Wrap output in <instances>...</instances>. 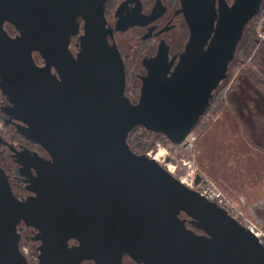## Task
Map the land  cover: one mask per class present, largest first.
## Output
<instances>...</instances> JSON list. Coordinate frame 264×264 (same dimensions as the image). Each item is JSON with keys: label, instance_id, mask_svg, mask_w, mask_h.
Segmentation results:
<instances>
[{"label": "water", "instance_id": "water-1", "mask_svg": "<svg viewBox=\"0 0 264 264\" xmlns=\"http://www.w3.org/2000/svg\"><path fill=\"white\" fill-rule=\"evenodd\" d=\"M262 1L234 0L221 11L208 50L194 35L175 72L182 85L154 91L150 71L132 106L123 94L120 58L106 43L105 0H0V87L28 125L20 131L55 159L41 169L39 197L28 201L17 199L0 165V264H30L20 249L22 220L44 232L40 264H122L126 253L138 264H264V245L249 229L127 143L142 125L182 144L227 76ZM79 14L87 36L77 62L68 44ZM5 21L20 35L11 38ZM32 50L61 79L37 67ZM71 238L80 245L69 246Z\"/></svg>", "mask_w": 264, "mask_h": 264}, {"label": "flooded vegetation", "instance_id": "flooded-vegetation-1", "mask_svg": "<svg viewBox=\"0 0 264 264\" xmlns=\"http://www.w3.org/2000/svg\"><path fill=\"white\" fill-rule=\"evenodd\" d=\"M233 3L234 0H105L103 6L106 43L110 51L120 58L119 70L124 77L123 94L130 104L138 105L145 84L154 72L156 75L152 87L154 91L160 92L164 88L168 90L171 87L179 88L182 85V79H179L175 72L194 35L196 34L200 41L201 50H208L215 31L218 29L221 11L229 9ZM263 7L264 0L261 9ZM86 21L85 15L79 14L70 31L68 49L77 62L80 60L79 55L84 51V38L87 36ZM250 22L243 29L238 48L246 41ZM3 27L11 38L20 35L18 29L7 21L4 22ZM31 53L37 67L47 70L48 73L61 79L58 70L52 65L48 66V61L38 50H32ZM236 53L227 68V76L221 79L210 93L207 99L209 104L205 112L200 115L196 126L182 144L174 143L161 132L139 125L132 128L127 137L130 149L134 153L136 152L135 133H138L140 129L143 130L144 135L151 134L153 138L165 140L170 145L186 146L195 129L210 115L214 108L213 105L223 101L221 97L223 86L227 78L230 77L232 65L234 66L236 62ZM86 70L84 68V71ZM150 71H152L151 75ZM261 71V74L264 75V68ZM254 72L255 74L259 73L257 70ZM83 77L85 80L90 78L88 74H84ZM172 77L175 79L172 80ZM241 90L244 95L243 102L238 100L241 98L240 95L236 92L233 93L234 96L239 97L237 101L241 108L237 107V103L232 97L231 99L240 115H244L241 109L249 106L250 118L245 115V122L243 121L250 130L248 139L264 154V91L249 86L247 88L241 86ZM252 105L256 107L257 113L253 112ZM21 117H23L22 114L14 112V103L6 94H3L0 87V124L2 125L0 135L3 138L0 142V165L6 172L17 199L28 201L30 198L39 197L36 185L41 169L44 164L53 166L55 159L41 144L28 138L20 131V127H28ZM182 219H186L185 225L188 228L197 234H203L190 222L189 217L182 215ZM18 229L21 236L20 246L28 243L31 245L30 252L37 257V261H30L26 257L28 262L40 264L39 255L44 245L41 236L44 232L41 228L28 224L24 220L19 223ZM68 244L75 247L79 246L80 242L71 238L68 240ZM80 264L97 263L93 259H84ZM122 264L138 263L126 253L122 257Z\"/></svg>", "mask_w": 264, "mask_h": 264}, {"label": "rangeland", "instance_id": "rangeland-1", "mask_svg": "<svg viewBox=\"0 0 264 264\" xmlns=\"http://www.w3.org/2000/svg\"><path fill=\"white\" fill-rule=\"evenodd\" d=\"M254 21L257 22L255 38L263 42L264 14L256 16L250 24L252 25ZM257 44H260V42ZM240 51L238 48L236 53L235 63L238 64V67H235V63L234 66L232 65L230 77L227 78L223 86L221 94L223 101L214 104L215 108L211 110L214 112L217 107H221V111L214 117V123L203 134L200 143L197 142L196 147L194 145V150L191 149L189 144L186 146L170 145L164 140L153 138L151 134H145L142 138L151 143L147 153L155 155L160 151V156L169 158L170 162H174V164L180 163L181 159L190 160L197 168L215 180L227 194L234 198H237L238 195L239 197L241 195L246 196L250 213L259 223L264 225V154L248 139L250 130L244 124V116L250 118L249 106L241 109L244 115H237L242 118V121L239 119V122L233 114L236 111H233L235 109L234 105L232 107V104H234L233 99L237 103V107L241 108L237 101L239 97L233 95L236 92L241 96L238 100L243 102L244 95H242L243 91H240L241 86L254 87L264 91V76L261 75L262 71L258 74L254 72L255 62H258L255 59L258 45L255 46L247 58H244L245 56ZM240 63L242 64L239 66ZM252 106L254 107V105ZM252 110L257 113L256 107ZM0 128H2L1 124ZM142 134L143 130H138L137 136ZM195 135H197L196 132L189 139H192ZM158 162L169 171L163 159ZM174 175L178 177L176 174ZM249 211L247 210V212ZM26 245L29 249L31 248L28 243Z\"/></svg>", "mask_w": 264, "mask_h": 264}, {"label": "built area", "instance_id": "built-area-1", "mask_svg": "<svg viewBox=\"0 0 264 264\" xmlns=\"http://www.w3.org/2000/svg\"><path fill=\"white\" fill-rule=\"evenodd\" d=\"M188 144L191 149L194 150V145L195 147L197 146L196 135L195 137L193 136L192 139H188ZM158 146L160 145L158 144ZM151 156L157 161L163 159V162L172 174H176L189 188L196 190L200 195L217 203V205L224 209L233 219L249 229L264 245V225L259 223L250 213L246 196L241 195L239 197L238 195L237 198H234L227 194L215 180L203 173L201 169L197 168L190 160L181 159V161H179L180 163L174 164V162H170L169 158L160 156V151ZM199 174L201 175V179L197 182L196 179ZM247 210L249 212H247ZM20 249L30 261H37V257L30 252L26 244H21Z\"/></svg>", "mask_w": 264, "mask_h": 264}, {"label": "trees", "instance_id": "trees-1", "mask_svg": "<svg viewBox=\"0 0 264 264\" xmlns=\"http://www.w3.org/2000/svg\"><path fill=\"white\" fill-rule=\"evenodd\" d=\"M264 7L261 9L260 13L258 14L259 16H261L262 14H264ZM256 27H257V22L254 21L251 24H249V29H248V36L246 38L245 43H243V45H240L239 49L241 50L240 52L243 53V56H245L244 58H247L248 55L252 52V50L255 48L256 45H258V52L255 54L256 58L258 60V62H255L254 68L257 71H261L262 68H264V41H258L255 36H256ZM260 44H257L259 43ZM242 63L239 64V66ZM235 67H238V64L235 65ZM262 75V74H261ZM264 76V75H262ZM234 104H232L233 107ZM215 108V106H214ZM221 107H217L214 112L211 111V114L207 117V119L203 120L202 124H200L194 132H196V137H197V142L199 143L200 139L202 138L203 134L208 130V128L214 123V117L216 115H218L217 113H219ZM235 108V105H234ZM236 109H233V111ZM234 113H238V111L236 110ZM239 114V113H238ZM144 136V134L137 136V133H135V151H137L138 153H147L150 149L151 143L148 140H145L144 138H142ZM161 140V139H159ZM165 141V140H164ZM165 144V143H164Z\"/></svg>", "mask_w": 264, "mask_h": 264}, {"label": "crops", "instance_id": "crops-1", "mask_svg": "<svg viewBox=\"0 0 264 264\" xmlns=\"http://www.w3.org/2000/svg\"><path fill=\"white\" fill-rule=\"evenodd\" d=\"M260 91H262V90H260ZM234 114V116H235V119H237L238 121L237 122H239V119L242 121V118H239L237 115H238V113H233ZM239 124V123H238ZM243 125V124H242ZM236 126V125H235ZM235 128V127H234ZM199 143H200V141H199ZM204 173V172H203Z\"/></svg>", "mask_w": 264, "mask_h": 264}, {"label": "bare ground", "instance_id": "bare-ground-1", "mask_svg": "<svg viewBox=\"0 0 264 264\" xmlns=\"http://www.w3.org/2000/svg\"><path fill=\"white\" fill-rule=\"evenodd\" d=\"M146 154H148L149 156H151L149 153H146ZM161 155V154H160ZM152 157V156H151Z\"/></svg>", "mask_w": 264, "mask_h": 264}]
</instances>
